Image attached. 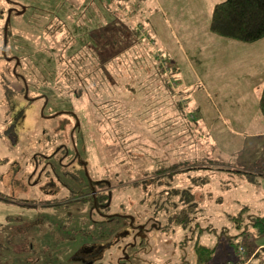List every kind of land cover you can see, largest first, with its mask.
Segmentation results:
<instances>
[{
	"label": "rangeland",
	"instance_id": "1",
	"mask_svg": "<svg viewBox=\"0 0 264 264\" xmlns=\"http://www.w3.org/2000/svg\"><path fill=\"white\" fill-rule=\"evenodd\" d=\"M219 1L201 0L198 19L185 22L188 41L162 0H0V264H237L238 245L246 258L258 248L250 263L264 264V233H241L229 220L244 205L264 211V177L217 169L264 164V134L237 132L248 121L237 120L243 102L231 103L247 96L232 87L248 80L260 97L262 84L247 73L252 44L232 54L238 72L227 89L212 82L220 72L210 64L218 51L206 5ZM156 56L176 95L160 81ZM246 98L263 129L257 100ZM183 150L213 169L163 178L175 190L194 187L201 209L192 226L162 231L154 208L162 187L146 175L156 173L152 159L182 160ZM92 183L108 187L107 209L91 200Z\"/></svg>",
	"mask_w": 264,
	"mask_h": 264
},
{
	"label": "trees",
	"instance_id": "2",
	"mask_svg": "<svg viewBox=\"0 0 264 264\" xmlns=\"http://www.w3.org/2000/svg\"><path fill=\"white\" fill-rule=\"evenodd\" d=\"M4 10L0 9V19L5 17L3 12ZM7 21L4 27L6 38L10 34L9 27L7 25L9 18L8 14L6 16ZM57 28L61 30V25L59 26H50L48 30L54 32ZM210 31L214 35H219L222 37H227L243 42H254L264 38V0H223L215 4L212 12V19L210 24ZM60 59V56H58ZM157 63L154 65L155 71L160 75V81L163 85L176 95V92L173 88L175 81H171V78L168 76L164 66L162 65V57L156 56ZM170 72L173 74H179L180 69L173 65L169 68ZM177 73H176V72ZM69 74V72H67ZM144 79V78H142ZM107 82V79L105 78ZM99 84L96 80L91 81L88 79V82L85 85H88V88L98 89L96 86ZM181 83H178V88L182 90L185 86L181 87ZM202 84V83H201ZM95 86V87H93ZM86 88V87H84ZM99 91V90H98ZM177 106L182 107L184 103L183 99L177 98ZM182 101V103L180 102ZM258 110L260 111L264 119V80L261 88V94L258 101ZM100 113V109H98ZM107 115V114H106ZM105 117V116H104ZM176 119H173L172 122L175 123ZM107 131L109 133H115V127L112 124V121H107ZM105 127V125H102ZM185 128V127H184ZM104 130H106L104 128ZM168 141L163 142V146L166 145ZM189 152L183 150V159L178 161H173L168 163V159L162 157L161 159H152L151 161L155 163V174L152 176L146 175L155 180L154 184L156 186H161L162 188L157 194L156 198H159V202L154 206L155 213L160 214V219H163L164 223L161 221L157 224V227L162 231H171L176 229V227L182 226L183 228H188L192 226L196 220V214L201 209L197 200V195L194 190V187H183L181 190H175V188L169 186V180L163 179L164 177L170 178L176 176L177 174L185 171L195 170V169H213L212 164L204 163V165L191 164V160L188 159L187 154ZM172 155H178L176 149L172 152ZM1 162V161H0ZM224 163V162H221ZM218 163L217 169L234 172L243 175L251 182L259 183L262 177H264V164H261L255 167L253 170L248 168H242L230 164ZM208 164V165H206ZM204 180L203 182H205ZM136 185L141 184V180L135 182ZM165 184V186H163ZM106 184H102V186ZM108 187H106L107 190ZM101 185H96L92 183L89 195L91 200L97 203L106 204V209L109 206L111 195L107 192ZM154 198V199H156ZM154 200L150 202V205H153ZM229 220L233 225L240 230L241 233H246L249 230L254 231L256 234L264 233V211L260 209L253 208L249 205H244L237 214H232L229 217ZM243 248V250H242ZM239 250V259L237 264H245L246 260L243 258V251L245 247L238 245ZM259 253V252H258Z\"/></svg>",
	"mask_w": 264,
	"mask_h": 264
},
{
	"label": "crops",
	"instance_id": "3",
	"mask_svg": "<svg viewBox=\"0 0 264 264\" xmlns=\"http://www.w3.org/2000/svg\"><path fill=\"white\" fill-rule=\"evenodd\" d=\"M162 6L163 9L167 12L168 15V23H171L172 25V20L171 19H175L174 22V28H175V32L177 34V36H180L181 34L183 35V37L185 38V40L191 41V35L188 33V29L189 27L187 26V24L185 23L186 20L188 18H196V11H202L204 9L205 6L202 5L201 0H162ZM223 0H220L219 2H221ZM198 3H201L198 4ZM218 3V2H216ZM216 3H212L209 4L207 3L206 6L209 7V9H211L213 11V8L215 6ZM197 6H201L200 8L196 9ZM187 10H189V12L187 13ZM196 12V13H195ZM207 23V22H206ZM203 29V31H206L207 29V25L204 28H201V30ZM209 30H210V26H209ZM199 31V29H198ZM200 32V31H199ZM209 36L211 38V50L214 52L215 50L218 51V54L216 55V52L212 53L213 58H211V65L213 67V69H215V71H219L220 73L217 75V77L215 78V80H213L212 82L215 84L214 89L217 91L218 88L225 90L227 89V83L228 81L234 77L235 74H237L238 72V67H237V62L233 61V55H236L237 51L242 48L245 50V52L248 51V48L246 45V43L248 44H252L251 47V52L249 54V56L246 57L248 59H250L251 64L249 66H247V73H252L253 74V78H250L251 80H254V82L258 83V85L263 84V80H264V38L260 39L258 41H254V42H246L244 43L243 41H238L235 39H229V38H222V36H217L214 35L211 31H209ZM194 39V38H193ZM178 46H179V51L183 50V40H175L174 41ZM185 46L187 44H184ZM249 61V60H248ZM209 64V65H210ZM224 72V73H223ZM255 76V77H254ZM249 81V85H246L244 87H232V89L234 90H238L241 93L246 92L247 96H245L244 98H242L241 100H234L231 99V96H228L232 101L231 103H237L240 101L243 102V110L238 114L239 116L237 117V120H243V121H248V125L246 124L244 126V129H237V132L242 131V133L246 136L248 133L250 134V136H259L264 134V128L261 130L254 128V125H252V122H255L253 114L251 113V108L254 107L255 104H251V100L246 98V97H252L253 99L257 100V103L259 101V99L255 98L252 94V91L248 90V87H250L251 82ZM203 81V79H199V83L201 84ZM232 85H233V80H232ZM257 86V85H255ZM258 87V86H257ZM262 88V86H261ZM250 90H252V88H249ZM258 95V94H257ZM247 101V107H248V111L246 108V104L245 102ZM253 103H256V101H253ZM258 105V104H257ZM247 111V112H246ZM246 112V113H245ZM260 111H257V114ZM261 113H259V116ZM259 121L261 122V126H264V119L263 117L259 118ZM229 131H232L231 129H227ZM258 250L254 249L252 254L246 258V255L248 253V249L246 248V253L244 255V260H246L245 264H251L250 262L253 261L251 260L252 258H254L253 256H257L258 253H256ZM256 253V254H255Z\"/></svg>",
	"mask_w": 264,
	"mask_h": 264
}]
</instances>
